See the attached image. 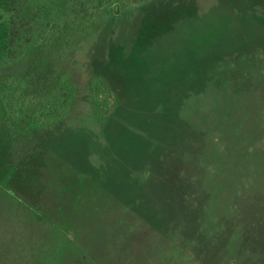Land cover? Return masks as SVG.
<instances>
[{"label":"rangeland","instance_id":"obj_1","mask_svg":"<svg viewBox=\"0 0 264 264\" xmlns=\"http://www.w3.org/2000/svg\"><path fill=\"white\" fill-rule=\"evenodd\" d=\"M118 1L21 8L60 25L0 69V264H264V0ZM59 85L51 124L33 109Z\"/></svg>","mask_w":264,"mask_h":264},{"label":"trees","instance_id":"obj_2","mask_svg":"<svg viewBox=\"0 0 264 264\" xmlns=\"http://www.w3.org/2000/svg\"><path fill=\"white\" fill-rule=\"evenodd\" d=\"M26 1L28 0H0V69L20 64L24 54L31 53L34 47L52 39L59 28L60 24L54 21L53 15L44 12L41 7L21 10ZM151 1L122 0V2H117L116 7L123 6L127 10H137ZM90 2L95 8H101L106 0H90ZM108 3H112L111 0H108ZM238 16L241 17V15ZM148 62L147 59L140 60L141 65ZM22 75L26 77L24 72L20 70L8 74L7 81L3 82L5 88L1 93V98L21 96ZM89 92L95 105L96 120L99 124H103L117 114L120 109L118 98L109 90L101 78H94L90 81ZM37 98L41 99L42 97L37 96ZM17 99H14L12 104L18 101ZM43 102L44 105L33 109L34 112L37 114L39 111H41L40 114L44 113L41 118L48 123L63 122L70 115L72 94L69 90L67 91L65 86L59 85L50 96L43 99ZM32 216L35 222L41 219L38 214Z\"/></svg>","mask_w":264,"mask_h":264}]
</instances>
